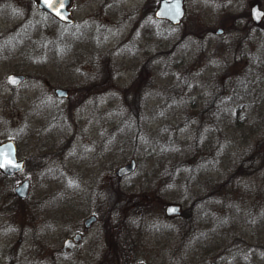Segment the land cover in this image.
<instances>
[{
  "label": "rangeland",
  "instance_id": "374dc122",
  "mask_svg": "<svg viewBox=\"0 0 264 264\" xmlns=\"http://www.w3.org/2000/svg\"><path fill=\"white\" fill-rule=\"evenodd\" d=\"M255 2L264 9V0H184L173 25L155 18L159 0H75L70 38L31 0H0V138H18L25 155L28 121L59 149L26 174L28 200L1 185L0 264H34L43 243L61 249L92 214L101 232L99 221L58 264H97L104 242L108 264H124L128 246L138 264H264V19L253 24ZM105 66L108 90L101 105L75 110L72 145L64 106L10 100L26 91H9L10 73L36 87L38 71H59L79 88ZM133 159L134 172L116 177ZM168 204L181 214L167 216Z\"/></svg>",
  "mask_w": 264,
  "mask_h": 264
},
{
  "label": "flooded vegetation",
  "instance_id": "af4514ba",
  "mask_svg": "<svg viewBox=\"0 0 264 264\" xmlns=\"http://www.w3.org/2000/svg\"><path fill=\"white\" fill-rule=\"evenodd\" d=\"M36 8L46 14L49 15L53 20L58 22L60 25H63L65 27H68V33L70 31V27H72L75 24V18H74V3L75 0H72L71 5L69 6V10L71 11L70 17L73 19L72 21H63L56 15L52 14L51 12H48L46 10L40 9L38 5L36 4L35 0H31ZM155 3V1H154ZM149 8V11L148 9ZM155 8V7H154ZM150 7H145L144 11H148L147 13L152 14ZM156 11V9H154ZM154 11V15H155ZM73 32L69 33V37H73ZM75 35V32H74ZM9 39L13 40L12 37H9ZM57 41L60 43L59 39L57 38ZM106 67V66H105ZM56 73H46V71H38V75L36 77V82L38 83V86H30L26 87L25 85L29 80H31V76L29 74L25 73H19L14 72L10 73L6 77V83L8 85L9 91L12 92L13 95L17 94L18 91L26 89L24 93H22L19 96H15L10 100H19L21 98L22 101H25L27 105L24 107L28 109H44V108H50L59 109L60 106H64L66 108V115L68 118V128L71 130L70 132H73L71 142L75 138V124L73 126L72 119L75 117V110L77 107H94L98 104H102V101H98L99 97L106 93L108 90V83H109V75L107 67L106 69H103L100 71V74L98 78H96L93 82L90 84H86L83 86H80L79 88H76L75 86V76L69 75L68 78L64 76L63 78L60 75L59 71H55ZM11 74H18L23 75L24 79L18 86H12L8 83V77ZM57 74V75H56ZM60 75V76H58ZM66 79V80H65ZM93 100V101H92ZM89 105V106H88ZM40 113V112H39ZM37 115V114H36ZM52 128V127H51ZM51 128L48 129V132H50ZM24 133H23V139H22V145H24L23 150L25 155H20V140L18 138L14 137H7L4 136L0 138V144H3L7 141H14L16 144V161L11 160L9 158H5L2 161V164H0V187L1 185H21L25 181H29V188H28V194L25 198H21L16 193V187H15V194L18 200L26 201L28 200L31 192V185L32 180L30 176H27L29 173H35L38 171V169L42 166V163L44 160H49L51 158H56L57 153L59 152V149H55V147L50 144L46 145V142H51L50 135H47V140H39L36 133H33L31 131V127L29 125V122H25V125L23 127ZM72 145V144H71ZM70 146V145H69ZM68 145H65L64 147H69ZM28 148V150H27ZM18 162H22V167L20 169H17L15 165L19 164ZM15 163V165L13 164ZM27 174V175H26ZM124 178V177H123ZM123 178H119L120 180ZM57 215V214H56ZM147 216V215H146ZM146 216H143V218L146 219ZM27 218V216H26ZM124 218V217H122ZM48 219H52L51 217L46 218V223H49ZM88 221H91L90 223ZM101 222L100 230H102V220L100 217V214H92L89 217H86L83 221V226L78 227L74 231V234L71 236H67L63 242L61 249H55V247H52L48 243H43L42 246L39 248V256L36 257L35 253V263L34 264H58L59 260L68 259V256L77 251L79 248H81L83 242L88 236L89 230L92 228V226L98 222ZM59 222V221H57ZM46 225V224H45ZM44 225V226H45ZM123 228L125 227V221L123 220L121 223ZM40 228L39 226H37ZM150 229V226H149ZM71 239L67 244V241ZM130 245V244H129ZM105 249V254L97 264H108V245L104 242V245L100 243L99 249ZM125 251V250H124ZM127 253H133V247L128 246ZM27 251L22 253L20 256V259H22L23 255L26 256ZM25 259V257H23ZM41 260V261H40ZM27 262V261H26ZM25 260L22 262V264H26ZM48 262V263H47ZM125 264H138L137 262H126ZM143 264V263H139Z\"/></svg>",
  "mask_w": 264,
  "mask_h": 264
},
{
  "label": "water",
  "instance_id": "95a60500",
  "mask_svg": "<svg viewBox=\"0 0 264 264\" xmlns=\"http://www.w3.org/2000/svg\"><path fill=\"white\" fill-rule=\"evenodd\" d=\"M36 4L40 9L46 10L48 12H51L52 14L56 15L63 21H72L73 19L70 17L71 11L69 10V6L71 5L72 0H63L61 3V0H35ZM155 16L158 19H164L168 20L174 25H178L182 22L184 16H185V9H184V0H161L158 8L155 12ZM251 17L253 22L256 25L261 24L263 18H264V10L261 9L260 5L258 3H255L251 8ZM223 32V29H219L217 31L218 34H221ZM24 79L23 75L18 74H11L8 77V83L12 86H18ZM5 158H9L11 160L16 161V144L14 141H7L3 144H0V164H2V161ZM19 164L15 165L17 166V169H20L22 167V162H18ZM136 161L133 159L130 163L125 164L118 168L116 171L117 176L123 177L126 175H129L134 172L136 169ZM28 188H29V181L23 182L21 185L16 187V193L19 197L25 198L28 194ZM180 206L175 204H169L166 207V214L167 215H176L180 214ZM89 223L91 221H88ZM72 241L69 239L67 241V244Z\"/></svg>",
  "mask_w": 264,
  "mask_h": 264
},
{
  "label": "trees",
  "instance_id": "16d2710c",
  "mask_svg": "<svg viewBox=\"0 0 264 264\" xmlns=\"http://www.w3.org/2000/svg\"><path fill=\"white\" fill-rule=\"evenodd\" d=\"M125 254H120V255H122L123 256V263L125 264L127 261H128V255H129V253H127V252H125V251H123ZM127 253V254H126ZM134 253V252H133ZM133 253H131V254H133Z\"/></svg>",
  "mask_w": 264,
  "mask_h": 264
},
{
  "label": "snow or ice",
  "instance_id": "6c2138e0",
  "mask_svg": "<svg viewBox=\"0 0 264 264\" xmlns=\"http://www.w3.org/2000/svg\"><path fill=\"white\" fill-rule=\"evenodd\" d=\"M46 2H48V0H46ZM63 2V0H61V3Z\"/></svg>",
  "mask_w": 264,
  "mask_h": 264
}]
</instances>
